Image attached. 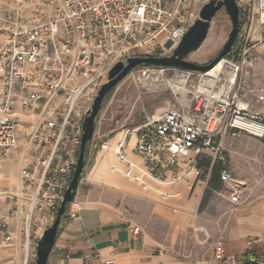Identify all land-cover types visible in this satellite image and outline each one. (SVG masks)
<instances>
[{
  "label": "built area",
  "instance_id": "obj_1",
  "mask_svg": "<svg viewBox=\"0 0 264 264\" xmlns=\"http://www.w3.org/2000/svg\"><path fill=\"white\" fill-rule=\"evenodd\" d=\"M183 2L170 6L165 0L3 1L0 158H18L16 196L24 203L9 213L21 217L25 246L30 240L36 246L56 218L75 170L84 118L108 82L109 70L119 61L126 64L129 57L171 54L194 22L180 10ZM240 16L230 55L198 71L196 83L191 81L194 70L176 67L138 66L127 74L124 79L141 90L170 89L176 106L120 131L113 146L115 161L109 165L112 172L144 192L170 198L177 195L172 189L179 183L203 174L200 161L209 154L219 166L220 180L231 187L230 200L239 202L237 185L242 184L233 178L219 138L241 133L264 137V117L248 110L239 85L243 66L258 64L249 58L251 27L255 22L264 29V0H257L251 12L240 9ZM174 87H183L184 98ZM258 99L264 100L263 91ZM66 213L78 218L72 207ZM34 219L38 224L31 233ZM122 219L134 234L140 232L129 215ZM18 240L0 215V246ZM253 243L248 240L243 254L236 256L225 254L223 240H217L213 264H264V252L257 254Z\"/></svg>",
  "mask_w": 264,
  "mask_h": 264
},
{
  "label": "crops",
  "instance_id": "obj_2",
  "mask_svg": "<svg viewBox=\"0 0 264 264\" xmlns=\"http://www.w3.org/2000/svg\"><path fill=\"white\" fill-rule=\"evenodd\" d=\"M176 2L165 0L167 5ZM189 5L190 0H185L180 4V10L187 12ZM251 36L249 58L256 59L258 64L243 66L239 85L244 89V104L248 110L264 117V100L258 99L264 92V57L258 55L264 50V30L255 22ZM250 153V145L244 148L239 142L233 143L231 160L234 168L237 169L244 156ZM15 157L11 154L0 158V215L6 217L19 240L11 246H0V262L25 264L27 259L36 260V256L29 253L31 248L36 252V246L32 240L28 246L24 245L21 217L9 213L10 208L20 210L24 203L16 196L20 179ZM203 157L200 164L207 170ZM110 160L109 157L100 161L91 171L90 168L83 170L73 199L77 205L69 203L66 209L69 211L72 207L78 218H70L66 213L46 264H213L214 245L205 258L191 259L175 244L182 231L196 224L197 212L211 194L219 195L228 206L229 216L224 224L208 231L213 240L222 238L225 254L241 256L248 240L254 241L253 249L257 254H263L264 241H258V238L264 236V185L251 187L249 192L239 195V202L233 203L217 186L222 182L219 171L210 177L207 170L205 176L202 174L196 180L175 186L172 189L177 194L175 197L162 198L156 193L142 191L119 174L108 172L106 166ZM141 206L145 209L142 213ZM124 214L140 227L138 234L127 227L122 219ZM142 216H147L148 220ZM154 218L165 224V232L157 233L158 229L149 227V220L152 223ZM37 224L34 219L31 233ZM198 236L203 238L204 235L199 233Z\"/></svg>",
  "mask_w": 264,
  "mask_h": 264
},
{
  "label": "rangeland",
  "instance_id": "obj_3",
  "mask_svg": "<svg viewBox=\"0 0 264 264\" xmlns=\"http://www.w3.org/2000/svg\"><path fill=\"white\" fill-rule=\"evenodd\" d=\"M3 1L5 0H0V6H4ZM207 1L190 0L187 17L191 21H195L198 17L197 12L199 7ZM256 1L236 0L242 11L249 10L250 12L253 11ZM172 4L170 3V5ZM230 30L231 22L229 17L224 10L219 11L212 20L206 39L196 51L187 57V60L196 64H207L212 61L223 48ZM258 55L264 57V50L260 51ZM197 75L198 71L194 70L191 78L192 82L196 83L198 79ZM174 106H176V99L168 88L156 91L141 90L129 78L121 81L103 100L102 108L95 119L94 133L89 142L88 159L85 161L86 165L83 170L90 168L91 171L95 165L100 164V161H106L110 157L111 160L107 162L106 170L112 172L109 165L115 161L113 146L120 131L127 127L137 126L148 117ZM219 142L228 158V166L233 178L242 184L237 185L240 195L249 192L253 186L264 185V137L256 138L248 133H241L238 136L226 134L219 138ZM237 142L244 148L250 145L252 153L248 156L245 155L243 161L236 169L231 160V146L233 143L237 144ZM104 144H106V150H102ZM253 150L256 151L253 152ZM203 156L204 165L207 166L210 177L218 174L219 166L213 157L209 154H204ZM15 162H18L17 156L15 157ZM207 170H204V176L207 174ZM217 186L225 195L230 196L231 187L228 184L221 182ZM222 200L217 194L208 195L197 212L196 224L186 228L175 239L177 247L189 258H205L206 254L212 251L214 243L219 239L222 240V238L213 240V236L209 233L215 230L216 227L224 224L229 216L228 206ZM139 208L141 213L144 212L145 209L142 206ZM142 217L146 221L148 220L147 216ZM149 227L158 229L157 233L159 231L165 232V224L157 218H154L152 223L149 220ZM203 228H208V230L204 231ZM199 233L204 235L203 238H199ZM29 253L36 256V252L32 248L29 250ZM0 264L10 263L3 261ZM25 264H35V261L27 259Z\"/></svg>",
  "mask_w": 264,
  "mask_h": 264
},
{
  "label": "water",
  "instance_id": "obj_4",
  "mask_svg": "<svg viewBox=\"0 0 264 264\" xmlns=\"http://www.w3.org/2000/svg\"><path fill=\"white\" fill-rule=\"evenodd\" d=\"M224 10L231 22V30L227 41L218 55L207 64H196L188 61L187 57L196 51L206 39L211 22L215 15ZM240 30V8L236 0H208L199 10L198 17L188 27L184 36L167 56H134L126 60L117 62L108 72V82L102 85L98 91L91 108L88 110L84 121L81 136V143L75 170L67 188L64 198L58 209L54 222L47 227L40 235L36 245L35 264H46L50 251L53 248L59 227L66 216L67 205L73 201L80 177L82 175L85 160L86 146L90 142L94 129L95 119L102 108L105 96L115 88L127 74L137 66H164L176 67L184 70L207 71L212 68L221 58L225 57L231 50Z\"/></svg>",
  "mask_w": 264,
  "mask_h": 264
},
{
  "label": "bare ground",
  "instance_id": "obj_5",
  "mask_svg": "<svg viewBox=\"0 0 264 264\" xmlns=\"http://www.w3.org/2000/svg\"><path fill=\"white\" fill-rule=\"evenodd\" d=\"M186 80V75L185 76H181L180 77V83L183 84ZM174 91L175 93L178 95V97L180 98H184V95L186 94V91L183 89V87H174ZM106 144L104 145V147L102 148V150H106Z\"/></svg>",
  "mask_w": 264,
  "mask_h": 264
},
{
  "label": "trees",
  "instance_id": "obj_6",
  "mask_svg": "<svg viewBox=\"0 0 264 264\" xmlns=\"http://www.w3.org/2000/svg\"><path fill=\"white\" fill-rule=\"evenodd\" d=\"M229 55H230V53H228L226 56H229ZM88 148H89V143L86 146V160L85 161H87V159H88ZM85 165H84V167H85Z\"/></svg>",
  "mask_w": 264,
  "mask_h": 264
}]
</instances>
